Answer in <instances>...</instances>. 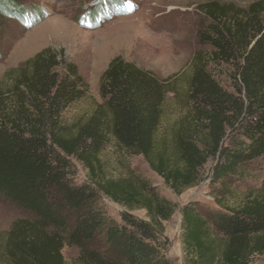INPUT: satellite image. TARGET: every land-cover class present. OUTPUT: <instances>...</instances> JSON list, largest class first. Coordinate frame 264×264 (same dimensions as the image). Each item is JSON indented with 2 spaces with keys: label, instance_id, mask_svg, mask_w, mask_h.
I'll return each mask as SVG.
<instances>
[{
  "label": "trees",
  "instance_id": "trees-1",
  "mask_svg": "<svg viewBox=\"0 0 264 264\" xmlns=\"http://www.w3.org/2000/svg\"><path fill=\"white\" fill-rule=\"evenodd\" d=\"M25 2L0 0V47L8 23L34 14ZM201 11L210 22V61L230 69L233 92L198 57L190 111L170 139L158 135L178 76L163 81L117 57L101 78L102 103L68 123L66 111L90 94L76 65L45 49L7 73V83L0 82V202L28 219L6 234L0 260L66 264L62 251L69 247L79 252L77 264H174L162 227L176 205L134 171L106 176L100 157L114 142L126 156L143 157L177 196L198 187L204 166L215 162L209 188L216 209L200 201L182 209L184 264L264 262V0L248 7L208 3ZM72 160L86 171L84 183L75 181ZM254 177L259 187L240 194ZM103 198L126 209L121 223L99 209ZM136 210L148 221L133 216Z\"/></svg>",
  "mask_w": 264,
  "mask_h": 264
},
{
  "label": "rangeland",
  "instance_id": "rangeland-1",
  "mask_svg": "<svg viewBox=\"0 0 264 264\" xmlns=\"http://www.w3.org/2000/svg\"><path fill=\"white\" fill-rule=\"evenodd\" d=\"M26 8L34 14L21 22L7 24V34L0 47V82L7 73L24 65L45 49H51L64 64L72 63L89 86V97L75 104L64 114L71 123L90 116L97 104L102 103L99 93L101 78L109 63L122 57L124 60L153 72L160 80H172L175 92L168 95L165 114L158 140L170 139L172 132L190 111L188 92L195 72V60L224 89L233 92L230 69L215 66L210 61L212 47L205 42L209 25L201 6L208 3L236 4L248 7L262 0H25ZM109 3V4H108ZM99 8V9H97ZM99 10L94 24L88 21L93 10ZM10 83V82H9ZM6 84V89L10 85ZM107 177L118 179L134 171L149 181L159 194L176 205L173 217L163 222L162 243L174 264H184L182 246V209L191 201H200L216 209L209 188L215 162L210 160L201 171L200 185L177 196L161 177L152 171L143 157H129L120 152L114 142L101 155ZM78 184L87 180L80 163L72 160ZM259 175V174H258ZM255 175V176H258ZM264 178V174H261ZM260 180L250 179L241 184L240 194L259 187ZM242 197V196H241ZM231 202V206L237 204ZM108 217L121 223L126 209L103 198L99 204ZM140 220L148 221L146 211L131 212ZM28 219L20 210L0 202V251L6 234L18 220ZM66 264H77L78 250L65 247L62 251ZM0 264H7L0 260ZM260 264H264L260 263Z\"/></svg>",
  "mask_w": 264,
  "mask_h": 264
}]
</instances>
